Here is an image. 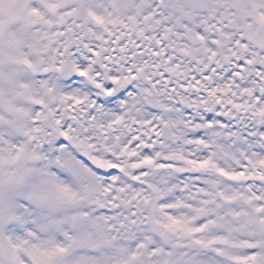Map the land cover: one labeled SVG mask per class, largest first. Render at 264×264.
<instances>
[{
    "label": "snow or ice",
    "instance_id": "obj_1",
    "mask_svg": "<svg viewBox=\"0 0 264 264\" xmlns=\"http://www.w3.org/2000/svg\"><path fill=\"white\" fill-rule=\"evenodd\" d=\"M0 264H264V0H0Z\"/></svg>",
    "mask_w": 264,
    "mask_h": 264
}]
</instances>
